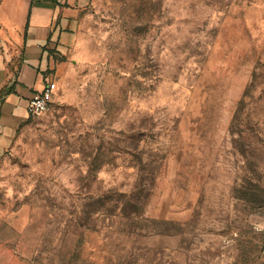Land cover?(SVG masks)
<instances>
[{"label":"rangeland","instance_id":"obj_1","mask_svg":"<svg viewBox=\"0 0 264 264\" xmlns=\"http://www.w3.org/2000/svg\"><path fill=\"white\" fill-rule=\"evenodd\" d=\"M78 18L0 155V264H264V0Z\"/></svg>","mask_w":264,"mask_h":264},{"label":"crops","instance_id":"obj_2","mask_svg":"<svg viewBox=\"0 0 264 264\" xmlns=\"http://www.w3.org/2000/svg\"><path fill=\"white\" fill-rule=\"evenodd\" d=\"M87 0H0V155L29 119L35 94L60 75Z\"/></svg>","mask_w":264,"mask_h":264},{"label":"built area","instance_id":"obj_3","mask_svg":"<svg viewBox=\"0 0 264 264\" xmlns=\"http://www.w3.org/2000/svg\"><path fill=\"white\" fill-rule=\"evenodd\" d=\"M57 90L56 82L50 81L41 92L35 94L28 105L30 115H40L48 111Z\"/></svg>","mask_w":264,"mask_h":264}]
</instances>
